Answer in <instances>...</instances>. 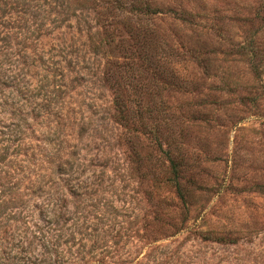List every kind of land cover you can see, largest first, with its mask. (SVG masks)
<instances>
[{"label":"rangeland","instance_id":"374dc122","mask_svg":"<svg viewBox=\"0 0 264 264\" xmlns=\"http://www.w3.org/2000/svg\"><path fill=\"white\" fill-rule=\"evenodd\" d=\"M120 1L0 0V264H264V0ZM114 79L185 131L183 200Z\"/></svg>","mask_w":264,"mask_h":264},{"label":"trees","instance_id":"16d2710c","mask_svg":"<svg viewBox=\"0 0 264 264\" xmlns=\"http://www.w3.org/2000/svg\"><path fill=\"white\" fill-rule=\"evenodd\" d=\"M112 2L117 6L121 5L120 0H112ZM129 10H133L134 15L140 12H143V14L151 12V8L145 2L143 6L137 8L130 7ZM70 15L74 16L73 12H71ZM65 19H67V16ZM140 57L144 58L145 60H150L149 58L151 57V55H149L148 52L143 51V54L140 53ZM160 58L161 57L158 56L156 58L157 63L154 64V68H157L159 72H154V74H157L158 79L166 84H176L178 79L176 78L175 74L172 73L171 69L169 70V68L164 67L163 61H160ZM151 63H153L152 60ZM161 72H163V74ZM129 74L132 76L131 73ZM130 83V80H125L124 82H119L115 79L113 80L112 84H115L112 90L113 117L116 121L121 122L124 127H128L129 125H131L132 131L150 136L151 145L154 147L153 149L158 152V157H163L167 162L166 173H168L169 177L166 176L167 178H165V181L172 182L177 196L179 197V199L183 200L184 195L180 187V178L182 177L181 172L184 170L180 167V165L182 164V162H184L185 159L183 154L181 153L185 131L182 130L180 125L174 130L171 128L166 130V127L168 126L167 120H170L172 118L169 115L165 114V110H159L155 106L151 107L141 104L140 98L137 100L134 108H129L126 105L127 100L122 99L120 95H118V91L124 84L132 86V84ZM127 112H130V114H127ZM174 118L176 117H173V120ZM155 160L159 161V158H156ZM203 237L205 239L214 238L220 241L225 239L222 236H210V234L208 233H206V235H204Z\"/></svg>","mask_w":264,"mask_h":264}]
</instances>
